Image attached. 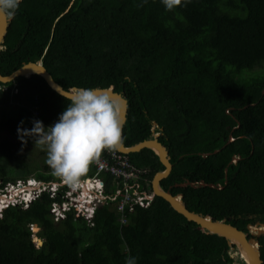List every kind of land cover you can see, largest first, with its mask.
Returning <instances> with one entry per match:
<instances>
[{
    "label": "trees",
    "instance_id": "16d2710c",
    "mask_svg": "<svg viewBox=\"0 0 264 264\" xmlns=\"http://www.w3.org/2000/svg\"><path fill=\"white\" fill-rule=\"evenodd\" d=\"M3 46L2 76L41 62L64 90L112 86L127 101L124 147L151 139L155 122L172 165L160 187L182 195L188 211L242 232L249 216L264 220V0H181L171 11L161 0H20ZM67 104L39 76L0 83V191L57 180L40 146L29 140L21 151L17 127L30 129L34 112L52 125ZM126 157L150 178L163 171L151 150ZM186 182L206 186H177ZM54 201L42 193L0 213V264L232 263L223 238L197 231L161 198L125 212L124 226L117 202L96 208L89 225L73 211L54 222ZM259 244L264 264V237Z\"/></svg>",
    "mask_w": 264,
    "mask_h": 264
},
{
    "label": "clouds",
    "instance_id": "9594fccd",
    "mask_svg": "<svg viewBox=\"0 0 264 264\" xmlns=\"http://www.w3.org/2000/svg\"><path fill=\"white\" fill-rule=\"evenodd\" d=\"M161 2L166 11H171L180 4L181 0H161ZM19 4L20 0H0V15L12 19ZM65 97L68 104L52 125L45 127L42 121L34 119L30 122L31 128L28 129L22 127L23 121H21L17 127V138L21 144V151L29 140L32 141L33 147L40 146L46 153L45 163L52 175L73 190H77L83 184V178L88 173L91 162L100 157L101 151L114 149L120 142L121 127L117 120L116 105L107 95L97 94L96 89L74 87L71 89V94ZM153 128L158 126L152 125V137ZM159 131L162 135V130L159 129L154 136L158 135ZM16 206L22 207V204ZM34 229L38 230L36 226H31V238L37 245L36 241L40 240L36 237L38 231ZM125 264H137V258L129 256Z\"/></svg>",
    "mask_w": 264,
    "mask_h": 264
},
{
    "label": "built area",
    "instance_id": "2783aa9c",
    "mask_svg": "<svg viewBox=\"0 0 264 264\" xmlns=\"http://www.w3.org/2000/svg\"><path fill=\"white\" fill-rule=\"evenodd\" d=\"M12 92L17 93L15 89ZM37 115V112L33 113L36 120ZM100 154L91 162L94 174L83 179L79 189L73 190L60 179L51 183L33 178L18 180L7 184L4 192H1L0 211L17 204H22L26 209L33 200L46 193L51 199L59 197L61 200L54 201L49 210L54 222L64 219L66 213L73 211L75 218H81L90 225L96 208L109 201L117 202V221L124 226L127 224L125 212L130 213L136 206L148 208L152 201L150 172L135 167L126 155L114 149H105ZM63 188L66 190L61 191Z\"/></svg>",
    "mask_w": 264,
    "mask_h": 264
},
{
    "label": "water",
    "instance_id": "95a60500",
    "mask_svg": "<svg viewBox=\"0 0 264 264\" xmlns=\"http://www.w3.org/2000/svg\"><path fill=\"white\" fill-rule=\"evenodd\" d=\"M11 19L9 20L3 15H0V53L5 50L4 38L7 34V30ZM39 76L41 77L48 88L56 93L58 96L65 98L71 94V89L64 90L60 85H58L52 75L47 72V70L43 67L41 62L32 63L28 62L23 64L20 68L9 74L8 76H2L0 74V83L7 84L19 77H24L26 79H30L32 77ZM97 90V94L107 95L113 104L118 107L117 112V120L121 127V139L117 146L114 148L117 152L125 155L136 154L143 150H151L158 158L159 163L163 167V171L157 172L151 181V197H158L163 199L170 208L175 211L177 214L181 215L187 222L194 223L197 227L196 230L201 233L208 235H215L219 238H223L231 251L235 252L236 255L241 259L242 264H263L260 258V250L258 238L264 237V230L258 231L260 228L255 227L254 234L251 233V228L248 227L250 231V235L245 234L244 232L238 230L237 228L231 226L226 222L225 219L218 221L216 218L212 216H203L200 214H196L194 212H190L186 209L182 201V195L173 196L170 192L162 190L160 187V183L162 180L166 179L172 170V165L170 163L169 151L166 148L163 142H159L158 137L161 135L159 131L158 135L153 136L149 140H144L130 147H124L122 144V136H123V127L126 123V115H127V101L120 94L114 91L112 86L107 88H94ZM152 125L156 126V123L153 122ZM217 151H214L215 154ZM209 154H204L203 157L208 156ZM179 187H205L206 185L202 182L199 184H193L186 182L184 184L177 185ZM209 187H214L221 189V187L208 185ZM264 225V223H263ZM262 226V225H261Z\"/></svg>",
    "mask_w": 264,
    "mask_h": 264
},
{
    "label": "rangeland",
    "instance_id": "374dc122",
    "mask_svg": "<svg viewBox=\"0 0 264 264\" xmlns=\"http://www.w3.org/2000/svg\"><path fill=\"white\" fill-rule=\"evenodd\" d=\"M158 128H153V136L158 132ZM31 152V151H30ZM32 152L33 153H31V159H32V161L33 162H35L36 164H38V166H42L43 164H44V162H43V159H44V157H45V154H41L40 153V151L38 150V149H36V148H33V150H32ZM57 180H58V178H57ZM2 192H4V189L2 190ZM0 194H1V192H0ZM4 199V198H3ZM263 225V224H262ZM256 226L258 227V224H256ZM255 225H251V233H253L254 234V228L253 227H256ZM261 228V227H260ZM34 231H38L37 229H34ZM35 232V233H36ZM35 237V236H34ZM34 240L32 239V242H33ZM37 242V241H36ZM40 244H41V242H40ZM35 246H37V245H35ZM38 247V246H37ZM229 255L231 256V258H233L234 260H235V264H242L240 261H241V259L236 255V253L235 252H232V251H230V253H229Z\"/></svg>",
    "mask_w": 264,
    "mask_h": 264
},
{
    "label": "flooded vegetation",
    "instance_id": "af4514ba",
    "mask_svg": "<svg viewBox=\"0 0 264 264\" xmlns=\"http://www.w3.org/2000/svg\"><path fill=\"white\" fill-rule=\"evenodd\" d=\"M249 222H247L246 223V226H245V234H248V235H250L251 233H250V231L248 230V227H250L251 228V225L253 224V223H256V224H258V228H260L261 227V225L264 223V220L263 221H260V219L259 218H257V217H255V216H249L248 217V219H247ZM253 222H252V221ZM252 229V228H251ZM260 238H262V237H260ZM260 238H258V243H259V240H260ZM260 248H261V245L259 244V250H260ZM230 251H231V249L229 248V250L227 251L228 252V254L230 253ZM233 252V251H232ZM230 256V255H229ZM230 258H231V256H230ZM260 258H261V256H260ZM232 259V263L231 264H235V260L233 259V258H231ZM242 263V262H241Z\"/></svg>",
    "mask_w": 264,
    "mask_h": 264
},
{
    "label": "bare ground",
    "instance_id": "6f19581e",
    "mask_svg": "<svg viewBox=\"0 0 264 264\" xmlns=\"http://www.w3.org/2000/svg\"><path fill=\"white\" fill-rule=\"evenodd\" d=\"M116 108H117V112H118V107L116 106ZM130 155V154H129ZM128 158V157H127ZM130 161V160H129ZM91 168V167H90ZM29 179V178H28ZM36 200V199H35ZM256 226V225H255ZM262 228V227H261ZM258 231H262L261 229L260 230H258Z\"/></svg>",
    "mask_w": 264,
    "mask_h": 264
},
{
    "label": "snow or ice",
    "instance_id": "6c2138e0",
    "mask_svg": "<svg viewBox=\"0 0 264 264\" xmlns=\"http://www.w3.org/2000/svg\"><path fill=\"white\" fill-rule=\"evenodd\" d=\"M37 246H38V247L40 246V241H37Z\"/></svg>",
    "mask_w": 264,
    "mask_h": 264
}]
</instances>
